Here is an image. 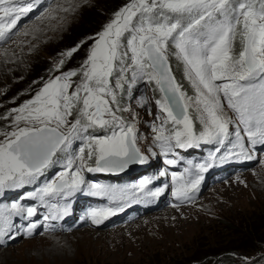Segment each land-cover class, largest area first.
<instances>
[{
    "label": "snow or ice",
    "instance_id": "obj_1",
    "mask_svg": "<svg viewBox=\"0 0 264 264\" xmlns=\"http://www.w3.org/2000/svg\"><path fill=\"white\" fill-rule=\"evenodd\" d=\"M44 2L0 0V42ZM48 3L37 19L62 23V14L79 7L73 0ZM88 39L93 43L77 68L61 71L87 41L61 53L51 70L60 74L0 116L11 128L0 129V197L22 192L17 202L0 203V242L16 239L17 218L28 221L24 232L32 235L41 209L45 227H54L72 214L78 195L107 199L81 217L99 226L169 187L157 186L156 176L120 187L91 182L87 174L123 172L160 156L174 166L184 160L178 150L211 145L203 162L188 160L171 173L172 196L184 203L217 165H264L256 155L264 150V0H129ZM181 69L187 88L175 74ZM141 83L159 93L144 152L138 118L122 103Z\"/></svg>",
    "mask_w": 264,
    "mask_h": 264
},
{
    "label": "rangeland",
    "instance_id": "obj_2",
    "mask_svg": "<svg viewBox=\"0 0 264 264\" xmlns=\"http://www.w3.org/2000/svg\"><path fill=\"white\" fill-rule=\"evenodd\" d=\"M117 1L73 0L74 5L79 7L72 13L62 14L64 21L57 23L55 20L37 19L50 6L45 0V5L32 13L31 20H25L27 23L13 29L10 38L0 42V116L31 99L50 76L59 75V72L51 70L60 60L61 53L71 49L66 46L67 40L80 35L83 28L99 18L103 14L100 7L115 5ZM51 3H56V0H51ZM103 18L108 23L113 15H103ZM25 31L29 33L27 36L23 35ZM93 35L82 40L87 41L85 48L93 43L88 39ZM81 62V59L74 62L70 58L61 71L77 68ZM73 63L75 66L69 67ZM175 74L187 88V82L182 80V69ZM154 97L159 98L156 93ZM125 107L130 108L138 118L136 127L141 137L138 144L141 151H145L146 146L152 144L150 125L155 120L157 108L149 100V91L144 83L138 86L136 100L130 99ZM149 111L152 115L148 114ZM9 124L10 120L0 119V129L11 131ZM198 126L197 123L196 129ZM256 155L264 159V150ZM152 159L154 164L151 168L168 170L163 179L161 176L159 179L169 185L166 192L173 204L171 210L151 213L129 224L126 217L117 219L119 213L106 220L110 223L104 229L93 225L89 219L63 228L46 227L40 231L41 234L19 237L7 248H0V264H176L205 251L209 245L211 248L222 237L231 238V235H226L229 232L227 228L228 225L236 226L235 219L249 216L259 207L262 208L256 214L264 215V165L259 160H254L245 172L235 178L196 193L192 201L180 203L172 196L170 185L171 173L182 170L166 165L163 156ZM59 170L58 166L54 168L49 178ZM149 170L143 169L138 182L150 176ZM97 177V183L111 184L101 176ZM101 201L102 205L108 204L106 198H101ZM120 224L123 226L120 227ZM221 229L222 237L218 239L216 234ZM86 230L90 234H84ZM232 257L231 261L235 264L253 263L257 258L256 255ZM253 264H264V256Z\"/></svg>",
    "mask_w": 264,
    "mask_h": 264
},
{
    "label": "trees",
    "instance_id": "obj_3",
    "mask_svg": "<svg viewBox=\"0 0 264 264\" xmlns=\"http://www.w3.org/2000/svg\"><path fill=\"white\" fill-rule=\"evenodd\" d=\"M128 2L129 0H119L117 1V3H115V5L108 7H100V11H102L103 14H101L99 18L97 17L95 21L92 20V22L87 25L88 27L83 28L82 33L80 35L75 37L73 36L69 40H67V48H72V46L80 44V42L84 40V38H86L87 36L91 34H96L101 31V29L107 23V21H104L103 15H113L116 11H118ZM88 49L85 48L83 44L80 50L71 57L72 60L74 62H76L78 59H81L83 61L86 58V51L88 52ZM49 53L53 56V53L51 51H49ZM73 66H75V63L69 65V67ZM129 95L130 93H126L123 97L122 103L124 106L127 102H129ZM156 95L159 97V93H156ZM261 208L262 207H259L258 210L252 211L249 216H244L235 219L236 226L231 227L230 225H228L229 228L227 229L229 230V232L226 235H231V238L227 239L225 236L223 239L221 229L220 231H217L218 233L216 234V237H218V239H221L222 237V239L218 240V242L215 243L214 246L212 245L210 248L209 245L205 249V251L195 253V255H193L192 257L190 256L189 258L176 264H189L192 262V264H202L207 261H210L211 264H235L231 261L233 259L232 256L235 255H256L257 258L255 259V262L260 261V259L264 256V215L261 216L259 213L256 214V212L259 211V209ZM239 252H243L246 254H239ZM255 262L253 261V263ZM253 263L250 262L248 264Z\"/></svg>",
    "mask_w": 264,
    "mask_h": 264
},
{
    "label": "bare ground",
    "instance_id": "obj_4",
    "mask_svg": "<svg viewBox=\"0 0 264 264\" xmlns=\"http://www.w3.org/2000/svg\"><path fill=\"white\" fill-rule=\"evenodd\" d=\"M75 232H77V231H75ZM75 232H74V233H75ZM74 233H72V234H74ZM83 233L87 235V234L89 233V231L86 230V232L83 231ZM89 234H90V233H89ZM55 241H56V240H55Z\"/></svg>",
    "mask_w": 264,
    "mask_h": 264
}]
</instances>
